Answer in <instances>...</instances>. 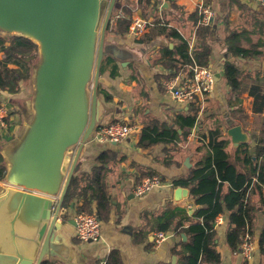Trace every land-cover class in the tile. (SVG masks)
Listing matches in <instances>:
<instances>
[{"label":"crops","instance_id":"0c3cea01","mask_svg":"<svg viewBox=\"0 0 264 264\" xmlns=\"http://www.w3.org/2000/svg\"><path fill=\"white\" fill-rule=\"evenodd\" d=\"M201 3L211 5L215 11L206 40L211 48L207 66L214 74L221 73L222 76L219 82H215L213 92L203 100L180 102L165 87L166 81L184 72L179 71L178 63L169 62L171 54L167 53V49L173 51L179 41L166 33L161 34L156 22H166L169 28L176 29L195 47ZM127 11L132 12L133 22L141 19L152 25L142 35L135 33L132 25L127 33L113 32L116 20L126 18ZM262 22L264 6L256 0H119L106 42L128 51L126 57H129L124 61L112 59L118 68L116 76H112L111 67L102 69L106 83L100 84L98 89L102 110L100 125L122 122L136 127L120 143H100L92 139L84 145L73 178L83 174L92 176L95 169H102L111 202L109 211L99 217L102 237L99 241L84 242L77 236L76 216L81 212L97 215L98 211V202L89 199V191L79 195L88 185V182H81L69 204H63L56 223L52 254L46 257V262L106 264L114 252L120 257L121 264H179L190 240L186 233H176L181 217L175 219L161 243L156 241L158 232L144 234L139 240L135 232L145 228L147 233L156 216L176 207L185 209L189 219L194 220L193 215L199 206L190 189L187 188L188 196L178 199L175 194L178 187L173 183L191 175L199 160L208 154L209 133L219 129L221 137L228 142L226 152L231 163L238 172L252 178L249 192L255 207L252 235L255 252L248 259L241 247L238 250L230 247L227 234L231 212H227L215 224L214 242L221 255L218 264H264V254L259 249V238L264 229V185L260 189L257 187L261 183L258 173H253L257 165L262 166L264 159L259 153L264 148V56L234 57L226 41L231 34H236L237 43L242 47L263 43ZM145 34L151 41L140 43ZM260 49L264 52V46ZM190 51L189 48L191 55ZM174 57L178 59L176 55ZM227 62L235 63L240 71V92H233L226 81L224 68ZM10 67L17 68L14 64ZM32 71L31 78L19 81L17 92L0 89V105L11 109L9 128L0 129V146L16 138L24 125V116L31 108ZM194 106L199 107L200 112L195 127L185 140L162 142L146 148L139 146L142 130L151 122L159 124L162 130L171 129L181 136L182 119L192 113ZM259 107L263 110L259 111ZM232 122L233 126L242 127L247 142L237 145L232 142L228 135ZM188 158L191 166L185 164ZM150 176H159L165 186L143 196L136 195V186ZM231 188L226 182L223 193ZM21 192L19 188L8 186L5 180L0 181V264H37L41 246L37 247L35 238L39 222L44 217L42 211L47 203H54V209L57 206L56 198L35 193L24 199ZM85 198L91 204L84 210ZM190 223L184 221L186 226ZM33 253L34 260L24 262Z\"/></svg>","mask_w":264,"mask_h":264},{"label":"water","instance_id":"95a60500","mask_svg":"<svg viewBox=\"0 0 264 264\" xmlns=\"http://www.w3.org/2000/svg\"><path fill=\"white\" fill-rule=\"evenodd\" d=\"M118 2L0 0V36H18L39 49L32 71L31 108L18 136L0 146L8 186L21 189L24 199L35 193L57 199L55 209L54 203H47L42 211L35 238L37 247L41 246L37 264L52 254L56 223L82 149L100 125L98 89L106 83L103 62L108 56L121 61L129 57L128 51L106 42ZM221 76L214 74L215 82ZM231 126L232 142H247L242 127L233 122ZM185 164L191 166L189 158ZM188 193L183 187L175 192L178 199ZM34 257L35 253L28 255L24 262Z\"/></svg>","mask_w":264,"mask_h":264},{"label":"trees","instance_id":"16d2710c","mask_svg":"<svg viewBox=\"0 0 264 264\" xmlns=\"http://www.w3.org/2000/svg\"><path fill=\"white\" fill-rule=\"evenodd\" d=\"M132 12L127 11L126 18H118L113 26V32L124 34L129 31L132 25ZM200 16L198 15V20ZM156 28L161 34L166 33L170 37L179 41V45L172 51L169 62L171 64H179V71H185L189 65L195 60L199 65L207 66L211 58V48L207 44V37L210 35L211 26L201 25L197 29V43L195 44L192 56L189 53V43L176 29L169 28L168 24L162 21L156 22ZM111 24L108 28L110 29ZM261 34L264 35V22L260 24ZM237 35L231 34L227 38L228 50L234 57H260L264 56V52L260 49L263 43L253 45L250 48L242 47L237 43ZM151 38L148 34L143 35L140 43L150 42ZM38 47L33 42L18 36H0V89L9 92H17L19 90V81L26 80L31 77V63L34 62L33 56L37 57ZM174 55L178 57L175 58ZM111 56L105 58L102 69L111 67L112 76L118 74L117 65ZM11 64L17 68L10 67ZM172 65V66H173ZM225 78L233 92L241 91V74L235 63L227 62L224 68ZM264 99V96H262ZM196 103V102H194ZM263 110L262 107L258 108ZM200 108L194 106L192 113L182 119L181 127L183 133L181 136L173 130H162L156 122H151L142 130L139 146L152 147L162 142L174 143L176 141L185 140L190 131L197 123ZM167 129V128H166ZM208 154L202 157L198 165L192 171L188 178L174 181L175 187H186L190 189L191 195L195 199V203L199 208L194 213V220L189 219L185 209L176 207L168 209L162 214L156 216L151 224V228L147 231L143 228L135 232L136 239H142L144 234L150 232L167 233L175 222V219L181 217L180 225L176 227V233H186L190 240L184 247V254L179 264H218L221 261V255L216 249L214 242L215 224L217 219L224 216L227 212H231L229 216V231L227 234L228 244L233 250H238L247 232L253 235V227L255 222V207L251 203L249 187L252 178L244 175L236 169V166L229 160L226 152L227 140L221 137L219 129L209 133ZM259 153L264 156V148ZM259 157V156H258ZM259 159V158H258ZM6 164L0 153V181H4L6 174ZM254 174L258 173V181L261 185H257L260 189L264 185V159L262 166H256L253 170ZM81 182H88L87 187L83 188L79 195L84 191H89V199L98 202L97 216L102 217L111 207V202L107 194L104 175L102 169H95L92 176L83 174L81 177L72 179L68 194L65 199V205H68L75 196ZM228 182L231 189L226 194L223 193L224 184ZM87 201L88 198H85ZM90 202H86L84 210L90 206ZM88 211V210H87ZM191 223L186 226L184 221ZM259 249L264 254V229L259 238ZM43 264H49L45 262ZM106 264H121L120 257L117 253H112Z\"/></svg>","mask_w":264,"mask_h":264},{"label":"built area","instance_id":"2783aa9c","mask_svg":"<svg viewBox=\"0 0 264 264\" xmlns=\"http://www.w3.org/2000/svg\"><path fill=\"white\" fill-rule=\"evenodd\" d=\"M164 1V0H161ZM264 6V0H256ZM200 20L197 27L201 25H210L215 17V11L206 3H201L198 7ZM152 24L141 19H136L131 29L142 35L148 30ZM192 56L194 45L189 43ZM193 58V56H192ZM194 60V58H193ZM166 89L173 97L180 102L193 103L203 100L210 95L215 87L214 73L209 66L199 65L195 60L187 69L180 73L174 79L165 82ZM11 109L7 105H0V129H8L10 125ZM135 125L125 124L122 122H111L109 124L100 125L93 139L100 143H120L127 139L135 130ZM165 186V183L159 176H150L140 182L135 188V194L143 196L149 192ZM77 236L81 241L94 242L99 241L102 237V226L99 217L95 214L86 212L79 213L76 218ZM167 237L165 232L156 234V241L161 243ZM242 252L246 258L251 259L255 252V243L253 236L247 232L241 245Z\"/></svg>","mask_w":264,"mask_h":264},{"label":"rangeland","instance_id":"374dc122","mask_svg":"<svg viewBox=\"0 0 264 264\" xmlns=\"http://www.w3.org/2000/svg\"><path fill=\"white\" fill-rule=\"evenodd\" d=\"M38 47V46H37ZM36 54H37V57H36V59L34 60V62H32L31 63V66L33 67L34 66V64L37 62V60H38V58H39V49L37 50V52H36ZM31 78V77H30ZM31 92H32V89L30 90V97H31ZM10 122H11V116H10ZM9 122V123H10ZM4 130V129H3Z\"/></svg>","mask_w":264,"mask_h":264}]
</instances>
